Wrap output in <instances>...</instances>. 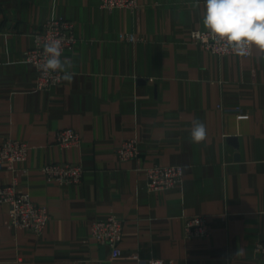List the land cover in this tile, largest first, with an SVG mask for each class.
<instances>
[{"label":"crops","instance_id":"crops-1","mask_svg":"<svg viewBox=\"0 0 264 264\" xmlns=\"http://www.w3.org/2000/svg\"><path fill=\"white\" fill-rule=\"evenodd\" d=\"M135 11L101 0H0V144L30 146L20 188L51 218L41 233L11 223L0 204V264H264V53L218 55L191 39L205 29V0H138ZM75 23L77 41L62 60L69 83L37 87L25 52L43 23ZM134 34L135 40L128 39ZM206 139L192 143V122ZM74 128L81 143L62 146ZM135 138L138 156L117 147ZM84 167L82 182L47 179L46 163ZM182 165L175 187L151 191L146 169ZM27 169V171H24ZM13 173L0 170V186ZM124 221L122 254L93 236V222ZM205 215L207 237H187V216Z\"/></svg>","mask_w":264,"mask_h":264},{"label":"built area","instance_id":"built-area-1","mask_svg":"<svg viewBox=\"0 0 264 264\" xmlns=\"http://www.w3.org/2000/svg\"><path fill=\"white\" fill-rule=\"evenodd\" d=\"M101 6L109 10L117 7H126L135 11L139 8L138 0H101ZM37 37L40 38L39 45ZM53 38L62 40V59L67 51L73 49L77 41L75 23L65 18L47 20L43 23L41 29L35 33L34 45L25 52L27 59L36 66L37 87L40 90H47L53 85L62 82V79L56 80L42 77L39 67L43 58L42 44L45 40ZM136 38L134 34L128 35V39L135 40ZM191 39L194 43L215 54H234L217 44L207 30L193 29ZM57 75H62V73H53V77ZM56 136L57 142L62 146H75L81 143V135L74 128L59 129ZM29 151V144L20 139L7 138L0 144V170L6 169L13 173L12 181L9 184L0 186V204L9 205L10 220L13 225L41 233L51 218L50 212L47 207L35 202L28 192L21 190L20 175L22 173L16 166L17 163L28 159ZM117 154L122 161L138 156L137 140L135 138L123 140L117 147ZM42 170L48 180L55 181L61 185L82 182L85 172L81 163L69 161L46 163L42 166ZM24 171H27V169H24ZM146 174L149 190L156 191L175 187L183 180L185 172L182 165L154 164L146 169ZM123 232L124 221L116 215L93 222V236L100 244L110 247L111 259H115L122 254L120 245L123 241ZM184 233L187 237H207L210 233L207 217L205 215L187 216L184 221ZM256 252L264 258V240L257 242ZM145 263L166 264V260L150 258Z\"/></svg>","mask_w":264,"mask_h":264},{"label":"clouds","instance_id":"clouds-1","mask_svg":"<svg viewBox=\"0 0 264 264\" xmlns=\"http://www.w3.org/2000/svg\"><path fill=\"white\" fill-rule=\"evenodd\" d=\"M203 25L217 44L238 56H250L253 48L264 53V0H205ZM37 43L40 44L39 37ZM42 48L43 58L39 65L42 77L70 83L73 66L70 61L61 59L62 40H45ZM53 73L62 75L53 77ZM206 137L204 123L194 120L190 130L191 142L199 144Z\"/></svg>","mask_w":264,"mask_h":264}]
</instances>
